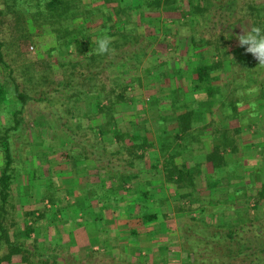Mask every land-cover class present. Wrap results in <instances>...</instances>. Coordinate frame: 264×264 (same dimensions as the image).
Instances as JSON below:
<instances>
[{
	"label": "rangeland",
	"instance_id": "374dc122",
	"mask_svg": "<svg viewBox=\"0 0 264 264\" xmlns=\"http://www.w3.org/2000/svg\"><path fill=\"white\" fill-rule=\"evenodd\" d=\"M261 1L240 0V3L246 6L248 3L254 5ZM45 3L42 4V7ZM24 4L25 6L20 5L15 0H0V29L3 32L6 57L19 74L16 76L17 80L27 90V94L32 97V99L27 100L24 107L21 116V128L14 135L13 149L16 159L15 165L17 166V180L13 190L15 195L13 200L14 209L17 212H23L29 206L31 208L41 206V200L46 198L45 205L47 208H42L44 215L38 221L39 225L37 232L33 233V239H41V243L51 245L53 249L48 247L51 254L49 257L50 262L58 250V254L60 253V256H63L58 259L62 263H65V260L73 262V259L83 263L92 250L105 254L107 249L105 251L99 248L87 250L83 246L80 247L83 241L82 233L71 234V228L68 231L64 230V223L68 221L71 223L72 228L81 227L79 224L74 223L77 218H72L71 214L80 207L79 203L76 204L77 201H85L72 193L74 189L79 191L85 188L83 186L84 182L79 184L82 169L85 165L89 168L100 164L104 166L103 160L107 153H115L121 150L122 152L116 154L117 156L113 155L112 166L117 170H122L124 166L122 159L127 154H125L124 149H121L122 144L118 137L117 125L121 127V134L123 135L130 133L132 136L134 133H139L144 137L145 132L155 134L157 130L164 127L165 122H168L166 120L174 116L178 110L183 113L181 115L184 116L183 120L188 118L185 115L189 114L188 116H190L195 113L199 105L193 107L188 105L186 107L184 103L175 102L174 98L181 97L187 92V89H191L192 85L186 77L190 75L192 69L195 71L196 66L200 64L214 65L219 62L221 67L218 72L214 73L219 79L214 82L212 92L208 93L202 87L196 89L198 92L206 93L205 96L208 97L207 101L212 109L222 111L226 115L229 112H242L240 108L246 107L248 104L251 106L257 101H264V88L258 89L262 98H258L259 96L256 97V95L250 97L249 95L254 90L247 89L249 83L252 84L254 81L255 76L257 77V84L264 82V68L258 67V61L251 54L246 53L245 49L239 46L237 40L238 35L243 34L245 29L251 28L253 25L256 26V22L252 25V19L246 17V12H244L245 14H240L243 18L241 23H231L232 27L228 29V26L225 29L226 31L222 30L223 25L214 29V22L206 21L200 13L187 14V11L190 10L187 0L183 5L178 4L175 6L176 8L173 10L161 9L157 12L146 13L132 11V18L128 19V32L133 29V32L129 33L130 41L120 42V36H114V41H118L112 45L115 48V53L103 56L104 61L101 62L102 65L109 64L108 61L112 59L113 70L109 72L105 69L98 78L91 82L80 84L78 87L75 86L69 91L57 92L55 90L64 80L65 68L61 67L63 63L71 65V60H73V62H79L78 67L81 70L84 68L88 70L87 66L84 67L87 63L82 55L72 53L73 49L66 50L64 47L61 49L59 41L61 33L58 30V25H52L45 18L44 20L41 19V22H35L36 15L39 16V19L44 16H41L42 14L36 9L32 10L29 7L30 4ZM27 6L29 10L26 9ZM240 7H244V5L241 6L240 4ZM215 9L216 7L210 11L213 13ZM243 9H246V7ZM99 16L101 15L99 14ZM121 18L123 21L126 20L124 16ZM121 18L115 17V19H112L114 20L113 23H108V27L106 26L104 29L118 34V26L125 24V22H119ZM96 26L100 28L103 24H97ZM111 26L112 28H110ZM259 26L262 27L261 24ZM215 35L216 38L218 36L227 38V43L221 49L222 56L214 57L216 50L213 45L204 46L201 48V52L197 53L198 55L191 52L189 46L193 37L199 40L202 38L209 39ZM138 41H140L139 45H137ZM125 61L129 64L123 65L122 62ZM195 74V77H197L196 72ZM0 78H5L1 68ZM182 80H186V83ZM7 82L9 86L13 87L11 79H8ZM105 82L109 87L116 88L117 93L127 88L126 103L119 104L116 112L110 114V117L113 118L110 120L113 123L112 131H109V127L107 129L105 119L91 112L94 98H90L88 94L89 86L102 85ZM194 83L193 86H195ZM196 84L206 85L199 81H196ZM9 103L12 104L11 100ZM258 105L256 103L255 107L252 106V108L257 109ZM11 107L14 108L13 105ZM252 108L249 109L252 110ZM4 110L5 107H1L0 139L4 129L11 121ZM89 113L90 116L88 117ZM162 122L164 124L161 125ZM229 122L232 123V121L226 120L222 125L229 124ZM100 127H103L105 133H102ZM237 127H240V125H237ZM95 128H97L96 131ZM205 128L208 129V126ZM154 138H157L156 135H154ZM137 142L142 143V141ZM131 145L130 142L128 149ZM146 148L140 152L143 157H145L144 150ZM99 149L100 162L92 161L94 152H99ZM235 151L236 153H233L234 158L241 155L239 148ZM54 153L56 154L54 155ZM69 154L76 157L75 162L72 159L69 160ZM1 158L0 151V167L2 166ZM134 160L135 158L131 160L132 164H136ZM50 167H53V171ZM93 170L98 171L97 169ZM236 170V167L232 169V177H237ZM137 177L138 175L132 174L133 180L137 179L139 181L140 176ZM184 180L187 181L188 178L185 176ZM185 181H182V183ZM206 181L207 179H203L200 188H206V191H208ZM130 184H127L126 187L132 192L125 196L128 207L139 202L140 197H142L141 190L145 189L144 183ZM177 185V183L172 184V188L176 189L178 187L179 189L180 185ZM195 185L194 183L191 185L192 188L189 192L181 191L177 195L176 192H171V189H169V194L165 197L160 195L158 190L157 193H154V197L151 199L153 201L150 202L148 208L150 213L157 211L160 216L159 221L145 226H140L139 222H133L134 226L140 228L139 233L141 232V234L138 237L141 243L144 240L142 236L145 232L144 227L156 228L158 225L160 226L158 227L160 231L156 230L155 233L157 234H153V236L156 235L154 237L156 242H152V244H156V248L149 254L151 264L156 262L159 264L161 262H166L165 264L193 263V259L188 257L186 251L190 245L186 243L187 237L183 234V229L187 226L193 224L203 225V223L211 227L221 226L229 218L238 222L237 216L231 212L227 213L229 216L216 213V205H214L216 203L212 202L213 200L218 202V200L210 199L211 203L208 206L204 202L205 199L203 202L201 200L195 202L193 199L200 197V192L204 191V189L195 187ZM239 187H236L235 191H239ZM182 188L179 190H182ZM195 188L197 190L193 193ZM236 193L233 190V195L236 196L235 199H232L233 201L225 200V197L219 201L227 205L232 204L238 209L245 210L248 204L251 208L256 209L257 214L250 211L252 214L244 217L249 221V224H256L247 228L248 234L246 237L249 236L252 240L251 236L257 235L258 232L262 233V230L264 231V201L260 202L256 208L254 193L248 192V190ZM52 200L58 203L53 205ZM14 217L17 221L21 220L15 214ZM71 219H73V222L70 221ZM165 225L166 228L164 229ZM240 225H243V223ZM11 227L9 228L11 239L23 240L22 231L21 229L18 230L20 228L19 224H13ZM84 236L87 237L86 234ZM244 245L246 246L247 243L241 246ZM121 246L128 248V245ZM3 247L2 252L8 250L7 245L4 244ZM131 250L127 249L128 255ZM124 254L127 255L126 252ZM261 256L264 258V253ZM20 259V256H13L11 263L10 261H4L2 264H20L22 262ZM214 259L215 257L212 258V260ZM242 260L243 258L239 259V261Z\"/></svg>",
	"mask_w": 264,
	"mask_h": 264
},
{
	"label": "trees",
	"instance_id": "16d2710c",
	"mask_svg": "<svg viewBox=\"0 0 264 264\" xmlns=\"http://www.w3.org/2000/svg\"><path fill=\"white\" fill-rule=\"evenodd\" d=\"M187 1L190 6V10L187 11V14L200 13L206 21L209 20L208 22H214V29L223 25L225 28L223 27L222 30L226 31L225 29L228 26V29L232 27L231 23H241L243 18L240 14L244 12H246V14L244 13L246 17L252 19V25L256 22V26L261 24L262 27H264V0L259 3H255L254 5L248 3L246 6L245 4L240 3V0ZM15 2L23 6H25L24 3H28L30 4L29 7L32 8V10L36 9V11H39V13L42 14L41 16H44L39 19L38 15H34L35 22H41V19L44 20L45 18V20L51 22L52 25H58V30L61 33L59 37L61 49L62 47L66 48V50L73 49L72 53L82 55L85 59L87 65L84 67L87 66L88 70L86 68L81 70L78 67L80 65L78 64L79 62H73V60H71V65L68 63H63L61 65L63 69L65 68L63 73L64 80L61 81L55 91L65 92L66 90H71L75 86L78 87L80 84H86L89 81L91 82L92 80H95L101 73H103V71H105V69L109 72L113 70L111 65L113 63L112 59L108 61L109 64L102 65L101 62L104 61L103 56L89 54L96 46H94L95 38L102 34L107 24L113 21L112 19L124 16L126 20L123 21L122 18L119 20V22H125V24L118 26V34L113 31H109V34L112 36L119 35L120 42L130 41L129 33L133 32V29H130L128 32V19L132 18V11L146 13L157 12L161 9L173 10L178 4L183 5L185 0H15ZM43 3L45 4L42 7ZM240 4L241 6L244 5L246 9H243L244 7H240ZM29 7L27 6L26 9L29 10ZM214 7H216V9L212 13L210 10ZM99 14L101 16H99ZM98 17H106V21L104 24L102 23L103 26L100 28L99 26H96L98 24ZM112 26L110 28H112ZM226 40V37L223 36L222 38L218 36L216 38V35L209 39L202 38L199 40L193 37L190 41L191 45L189 47L191 52L197 54L201 52V48L204 46L213 45L216 50L214 57L217 58L222 56L221 49L227 43ZM117 42L118 41H114L113 44H116ZM139 43L140 41H138L137 45H139ZM128 52L131 53L132 51ZM122 63L123 65L129 64L127 61ZM0 68L2 69L5 77L0 78V109L1 107H5L4 111L7 116L11 118L9 125H7L4 129L0 139V151L2 154V166L0 167V264L4 261H10L11 263L13 256H20V261H22L20 264H81L82 262L80 263L77 259H73V262L64 259L65 263H62L58 259L63 256H60V253L58 254V250L56 253L57 256L53 253L54 257L50 262L49 257L51 254L49 253L48 247L53 249L51 245L41 243V239H33V233L37 232V227L39 225L38 221L44 215L42 208H47L45 205L46 198L41 200V206L39 205L32 208L29 206L28 209L23 212H17V210L14 209L13 200L15 195L13 190L15 189L17 180V166L15 165L16 159L13 149L14 135L21 128V116L23 114L24 107L27 100L32 99V97L27 94V90L21 85V83H19L16 77L19 74L16 72L13 65L7 60L5 42L1 29ZM220 68L219 62L214 65H209L207 63L200 64L195 68V72L197 73L196 81L206 84L204 89L208 91V93L213 91L215 85L214 82L219 79L217 75H214V73L218 72ZM8 79H11L13 87L7 84ZM256 80L257 77L255 76L254 81L252 84L249 83L247 89H253L254 91L263 89L264 82L262 81L260 82L261 84H257ZM199 85L200 84H198L197 87ZM201 87L202 86L200 85L198 88ZM88 89L90 98H94L95 102L92 103L91 112L98 114L100 117L105 119L107 129L109 127V131H112L113 123L110 120L113 118L110 117V114L116 112V108L119 104L126 103L127 88H124L121 92L117 93L116 88L109 87L105 82L102 85H91ZM10 100L12 103L11 105H13L14 108L11 107L9 103ZM65 100L67 99L65 98ZM89 116L90 113L88 114V117ZM182 121L179 125V129L181 131L186 132V130L192 128L193 121H190L188 118ZM96 129L97 128L94 130L96 131ZM101 129L102 133H105L103 127ZM117 130L119 131L118 137L122 144L121 149H124V152L126 151L125 154H127L125 158L122 159L124 164H128V162H131L134 158L135 163L139 160H143L144 157L140 152H142L147 145H151L148 139L139 133H134L132 136L130 133L123 135L121 134V127L119 125H117ZM137 141H142V143ZM130 142L132 145L128 149ZM121 152L122 151L119 150L115 153H107L104 159L105 161L103 160L104 166H102V164L97 165L99 167V173L102 169H104L106 176L104 179L99 182L87 179L88 181L84 182L83 186H85L84 189H87L89 193V196L85 200L86 206H90L93 201L92 199L97 198V202L103 210L102 213L104 216H98L96 219L100 222H102V220L105 222V212L107 214L108 211L113 219H117L120 223L125 222V225L128 226V231H125L124 234L129 236V239L131 240L130 244L128 245V248L121 245L113 246L111 254L107 251L103 254L100 251L92 250L88 253L82 264H151V256L149 254H143L142 251L145 246L139 243L138 236L141 234V232L139 233L140 228L139 226H134L133 222H139L140 226H145L147 224L157 223L160 216L157 211L151 213L149 212L148 205L153 197L149 189L150 184L144 185L145 189L141 190L142 197H140L141 199L138 203L132 205L131 207H128L127 205L126 207L122 204L126 203L127 198L125 196L130 193V189L127 188L126 185L130 182L131 175L127 169L123 171L126 174L123 172L121 174H117L116 171L113 172V155L117 156L116 154ZM216 153H212L210 158L218 155ZM55 154L56 153H54V155ZM68 158L69 160L72 159L74 162L76 161V157H73L70 154L68 155ZM92 158H94L92 161L100 162V149L99 152H94V157ZM75 166L77 165L75 164ZM177 172L183 173L184 170L182 168H178ZM80 178L81 177H79V180ZM114 178L118 180L114 181ZM79 184L82 183L80 182ZM179 184L180 183H178V185ZM179 189H181V186ZM74 191L75 189L72 193H74ZM115 192H118V194ZM255 199V207L257 208L258 204L264 199V191L258 194ZM85 201H83V203ZM214 202L216 203L214 205L220 204L215 207L218 215L229 216L227 212L229 213L233 211V214L237 216L238 222L229 218L221 226L215 225L211 227L206 226L203 223V225L193 224L185 227V229H183V234L187 237L186 243L190 245L186 251L188 252V257L193 259L192 264H240L241 262V264H264V258L261 256V254L264 253V231L262 230V233L258 232L257 235L251 236L252 240L249 236V238L246 237L248 234L247 228L250 226L253 227L256 224H249V221H247L244 217L252 214L251 212H255V214H257L256 209L253 207L251 208L249 206L250 204H248L244 210L238 209V207H235L232 204H223L222 201L216 202L213 200L212 203ZM55 203L58 202L52 200V204L56 205ZM132 212H135L136 215L133 216L130 214ZM14 214L21 220L17 221ZM17 223L20 226L18 230L21 229L22 231L23 240H12L9 235V228L13 226V224ZM241 223H243V225H240ZM152 234L157 233L154 232ZM246 240L249 241L247 242ZM3 243L7 245L8 248L5 252H2V249L4 248ZM245 243H247L246 246H241ZM107 249L111 248L108 247ZM127 249H132L129 255ZM125 252L127 255L124 254ZM213 257H215L214 260H212ZM107 258L108 260H106ZM241 258H243V260L239 261ZM165 263L166 262H161L160 264ZM155 264L159 263L156 262Z\"/></svg>",
	"mask_w": 264,
	"mask_h": 264
},
{
	"label": "crops",
	"instance_id": "0c3cea01",
	"mask_svg": "<svg viewBox=\"0 0 264 264\" xmlns=\"http://www.w3.org/2000/svg\"><path fill=\"white\" fill-rule=\"evenodd\" d=\"M105 21L106 17H98V25L104 24ZM195 76V71L192 69L190 75L185 76L192 85L191 89H187V92L181 97L177 96V98H174L175 102L184 103L186 107L188 105H192V107L199 105L195 113L190 116H188L189 114L186 115L190 121H193L192 128L186 130V132L179 129L184 116H181L183 113L178 110L174 116L166 120L168 122H165L164 127L157 130L155 134L148 133V135L145 132V138L148 139L151 145L146 146L147 148L144 150L145 159L143 161H138L136 164L131 162L124 164L122 170H117L113 167V172L116 171L117 174H121L127 169L131 175L128 185L130 183L134 185L140 183H144V185L150 184L149 189L153 197L158 190L163 197L169 194V189H171V192H176V195L181 191L189 192L193 183L194 185L196 184L195 187L200 188L203 179H207L208 191H206V188H200L204 189V191L200 192V197H194L195 199L193 200L195 202L200 200L203 202L205 199L204 202L208 206L212 199L219 201L225 197V200H232L236 198L233 195V190L237 193L248 190V192L255 194L253 196L255 198L264 191V101L256 102L259 104L257 109H254L256 103L251 104V106L248 104V106L240 108L242 112H229L225 115L222 111L212 109L209 106L205 92L196 90L198 87L196 84L197 77ZM182 81L186 83V80ZM193 82H195V86H193ZM202 87L204 88V86ZM251 95L262 98L260 90L254 91L249 96L251 97ZM252 106L254 107L252 108ZM250 107L252 110L249 109ZM183 112L188 113L187 111ZM226 120H230L232 123L229 122V124L222 125ZM162 124L164 123L162 122ZM237 125H240V127H237ZM207 126L208 129L205 128ZM154 135L157 138H154ZM238 148L241 155L234 158L233 153H236L235 150H238ZM212 153L218 155L210 158ZM235 167L237 168V177H232L231 171ZM50 168L53 170V167ZM178 168H182L184 172H177ZM93 169L99 171L97 165H93L92 168L85 165L80 174L81 183L88 181L87 179L99 182L106 177L104 169L100 172L101 176L98 171ZM132 174L140 176L139 181L137 179L133 180ZM185 176L188 178L187 181H185L186 179L184 180ZM116 180L118 179L114 178V181ZM182 181L185 182L182 183ZM176 183H180L179 185L183 187L182 190H179L178 187L176 189L172 188V184ZM238 186H240L239 191H235ZM195 190L197 189H193V193ZM138 192L140 191L138 190ZM115 193L118 194V192ZM74 194L84 200L88 197L87 189L79 191L75 189ZM92 200L91 207L86 206V201L84 203L77 201L76 204L79 203L80 207L71 214L72 218H77L74 223L79 224L81 227L72 228L70 226L71 223L68 221L64 223V230L68 231L71 228V234L81 232L83 241L80 247L83 246L87 250L99 248L105 251V249L110 247L111 249H107V252L111 254L113 246L129 245L131 240L128 235L124 234L125 231H128V226L125 225V222L120 223L117 219H113L108 211L107 214L104 211L105 222L104 220L100 222L96 217L104 216L103 210L100 208L97 198ZM81 204L83 205L82 207ZM122 204L128 206L127 201ZM217 206L219 204L215 207ZM130 214L136 215L135 212ZM168 226L170 227L169 224ZM158 227L160 226L158 225L156 228L151 226L144 227L145 232L142 234L144 240H142V243L141 241L139 242L145 246L142 251L143 254H151L155 250L156 244L154 245L152 242H156L154 240L156 235L153 236L152 233L157 232L159 230ZM165 228L166 225L164 226Z\"/></svg>",
	"mask_w": 264,
	"mask_h": 264
},
{
	"label": "clouds",
	"instance_id": "9594fccd",
	"mask_svg": "<svg viewBox=\"0 0 264 264\" xmlns=\"http://www.w3.org/2000/svg\"><path fill=\"white\" fill-rule=\"evenodd\" d=\"M115 37L109 34L108 29H104L102 34L95 38V48L91 53L96 56H106L115 53L112 47ZM239 46L251 54L257 61L258 67L264 68V27L252 26L244 30V33L237 36Z\"/></svg>",
	"mask_w": 264,
	"mask_h": 264
}]
</instances>
